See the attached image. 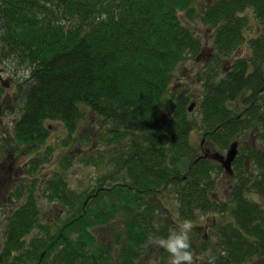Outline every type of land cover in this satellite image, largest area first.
<instances>
[{
  "label": "trees",
  "instance_id": "obj_1",
  "mask_svg": "<svg viewBox=\"0 0 264 264\" xmlns=\"http://www.w3.org/2000/svg\"><path fill=\"white\" fill-rule=\"evenodd\" d=\"M198 2L0 0V60L21 78L12 96L22 114L16 140L41 147L51 133L45 125L59 122L77 150L89 145L87 163L107 166L91 188L49 182L46 199L60 216L52 223L38 207L37 181L26 183L0 264H169L155 240L184 221L193 227V264H264V203L255 199L264 200V0H215L204 11L216 53L191 113L171 85L202 47L180 17L198 16ZM249 10L260 36L250 55L222 69L245 44ZM195 131L203 146L193 143ZM250 138L233 176L200 158L203 148L225 153ZM28 168L32 176L38 165ZM222 177L231 180L225 199L217 195ZM208 220L215 244L196 227Z\"/></svg>",
  "mask_w": 264,
  "mask_h": 264
},
{
  "label": "rangeland",
  "instance_id": "obj_2",
  "mask_svg": "<svg viewBox=\"0 0 264 264\" xmlns=\"http://www.w3.org/2000/svg\"><path fill=\"white\" fill-rule=\"evenodd\" d=\"M215 0H199V2L195 5L197 7V12H199L198 16L186 17L184 13H180V17L183 22L188 25L196 38H198L201 42V50L196 55L188 56L186 60L180 64V67L175 71V79L173 84L171 85V91L176 95L178 100L188 98L189 103L188 106L196 103L197 95L200 94V87L202 83V75L203 72L211 66V63L214 60V56L216 51L214 48V40H215V31L208 26L203 20L204 11L214 3ZM243 16H247L250 27L246 30V41L245 44L236 50L232 56L229 57L225 61V64L222 65L223 68H230L231 63H235L237 59L245 58L250 55L249 42L253 39H256L260 36V27L261 24L254 17L253 13L249 12L248 14H244ZM4 62V61H3ZM0 60V71L4 70V79L9 80L7 86L4 87L1 91V99L0 106L4 109H10L11 114L6 115V117H2L4 120V126L0 124V162H7L8 168L12 165L15 166V156H13V152H16V157L18 155L26 156L21 157L18 162V167L13 170V174L17 176L18 174L23 175V181H37V192L35 191V198L38 203L39 209L42 211V215L45 220H48L49 223L54 222V220H58L60 218L59 215L56 214L54 210V206L52 203L47 201V188H49V182L59 181V182H69V185H72V188H88L94 187V182L99 177L103 176L106 173L107 166L102 164V166H98L92 164V162H88V157L84 154L89 150V145L86 144L84 146V150H77L76 144L72 140H68L70 137V132L67 130L65 125L59 122H48L46 127L51 131L50 138L48 143L42 145L41 147L36 146H25L20 145L15 137V125L18 120L22 116L21 113H14V103L12 102L14 96V91L17 89V85L21 80L20 76H14L10 69H8L9 63H3ZM7 62V61H6ZM21 75V74H20ZM23 77V76H21ZM12 79V80H11ZM1 86V85H0ZM6 131L8 134L5 135L3 132ZM89 135L91 133H96L95 130L89 128ZM83 133L84 128H83ZM82 133V134H83ZM79 136L78 133L73 134V138L77 139ZM80 139V137L78 138ZM193 143L197 146H203L204 141L203 137L199 131H195L192 134ZM253 138H250L246 143H240L241 145H247L249 142H252ZM238 146V147H240ZM209 149V148H206ZM98 150V147H96ZM204 151V150H203ZM105 152V151H104ZM102 150V153H104ZM22 153V154H21ZM226 152L224 153V155ZM81 155H84V162L82 161ZM5 157V158H4ZM10 157V158H9ZM4 158V160H3ZM9 158V159H8ZM38 165L37 171L35 175L31 176V173L28 165L32 164ZM104 163V162H103ZM23 167L25 168L24 170ZM22 170V172H20ZM105 175V174H104ZM217 178V175H214ZM220 180L217 182V195L220 199H225L229 195V184L230 178H219ZM27 182V183H28ZM1 192V188H0ZM16 194V193H15ZM9 193L6 191H2L0 194V240H4L5 229H7L9 218L11 216V212L14 208L19 207L23 203V199L17 198L15 202H9ZM258 203H264V200L259 197H255ZM178 214V213H177ZM176 216V215H175ZM48 218V219H47ZM213 219V218H211ZM210 219V220H211ZM201 232V236H205L209 240V236L212 237L213 244L217 243V237L212 232L211 224L209 220L207 222L200 221L196 224ZM121 228V226H120ZM193 227L190 228V230ZM113 230V229H112ZM97 231V230H96ZM115 233L117 234L120 231L118 228H115ZM96 236L98 238L105 236L104 233L100 231V229L96 232ZM0 241V242H1ZM3 242V241H2ZM209 244L208 242H206ZM155 251H160L158 248H153L151 252L146 254V257L153 256L152 253ZM254 264H258L255 262Z\"/></svg>",
  "mask_w": 264,
  "mask_h": 264
},
{
  "label": "flooded vegetation",
  "instance_id": "obj_3",
  "mask_svg": "<svg viewBox=\"0 0 264 264\" xmlns=\"http://www.w3.org/2000/svg\"><path fill=\"white\" fill-rule=\"evenodd\" d=\"M249 12H251V13H253L254 11L253 10H249V11H247V13H249ZM253 15H254V17H256L255 16V13H253ZM258 20V19H257ZM4 74H5V71L4 70H1L0 71V94H1V91H2V89H4V87L5 86H7V84L10 82L9 80H5L4 79ZM12 80V79H11ZM9 85H10V83H9ZM0 99H1V95H0ZM14 113H17L16 111H13ZM12 112H11V110L10 109H7V110H4L1 106H0V124L1 125H3L4 126V120H3V118L2 117H6V115H8V114H11ZM18 114V113H17ZM5 135H7L8 133L6 132V131H4L3 132ZM9 135V134H8ZM15 139H16V137H14ZM18 142V141H17ZM19 143V142H18ZM20 144V143H19ZM20 145H22V144H20ZM22 154V153H21ZM13 156H15V166H16V168L18 167V162L20 161V159H21V157H24V156H26V153L24 154V155H18L19 157L17 158L16 157V155H17V153L16 152H13V154H12ZM5 158V157H4ZM4 158H3V160H4ZM10 158V157H9ZM8 158V159H9ZM28 166H31V165H28ZM16 168H14L12 165L8 168V166H7V162H4V161H1L0 162V188H1V192H0V194L2 193V191H6V192H8L9 193V202L10 203H13V202H15L16 201V199L18 198L17 197V194H19V198L20 199H23V203H25V199H26V191H25V188L24 187H26V183L28 182H26V181H23L22 182V179L24 178V176L23 175H20V174H18L17 176L15 175V173L13 174V170L14 169H16ZM25 168L23 167V169L22 170H24ZM22 170L20 171V172H22ZM35 175V174H34ZM24 180H25V178H24ZM16 193V194H15ZM22 203V204H23ZM21 204V205H22ZM20 205V206H21ZM19 206V207H20ZM19 207H17V208H14L13 210H12V214H11V216H10V218L12 217V215L16 212V210H18L19 209ZM9 218V219H10ZM8 219V220H9ZM9 224V223H8ZM6 231L7 230H5V234H6ZM5 234H3L4 235V237H5ZM5 239V238H4ZM1 241V240H0ZM3 241V240H2ZM0 242V249L3 247V245H4V241L3 242Z\"/></svg>",
  "mask_w": 264,
  "mask_h": 264
},
{
  "label": "clouds",
  "instance_id": "obj_4",
  "mask_svg": "<svg viewBox=\"0 0 264 264\" xmlns=\"http://www.w3.org/2000/svg\"><path fill=\"white\" fill-rule=\"evenodd\" d=\"M190 222L184 221L178 231L171 232L167 238H156L155 242L169 254V264H193L190 251Z\"/></svg>",
  "mask_w": 264,
  "mask_h": 264
},
{
  "label": "water",
  "instance_id": "obj_5",
  "mask_svg": "<svg viewBox=\"0 0 264 264\" xmlns=\"http://www.w3.org/2000/svg\"><path fill=\"white\" fill-rule=\"evenodd\" d=\"M193 107H195V104L191 105V107H190L191 112H192V110H194ZM237 146H238V143H236V142L233 143L226 155H223L219 152H211L210 150H208L206 152L205 156L208 159H212L214 161L219 162L223 166V168L225 169L226 173L232 175L233 174V168L232 167H233V164L237 158L236 156H238V154H239V149Z\"/></svg>",
  "mask_w": 264,
  "mask_h": 264
}]
</instances>
